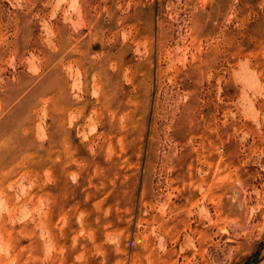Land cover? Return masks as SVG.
I'll list each match as a JSON object with an SVG mask.
<instances>
[{
  "label": "rangeland",
  "instance_id": "obj_1",
  "mask_svg": "<svg viewBox=\"0 0 264 264\" xmlns=\"http://www.w3.org/2000/svg\"><path fill=\"white\" fill-rule=\"evenodd\" d=\"M0 264H264V0H0Z\"/></svg>",
  "mask_w": 264,
  "mask_h": 264
}]
</instances>
